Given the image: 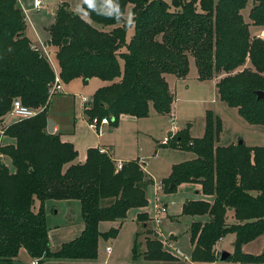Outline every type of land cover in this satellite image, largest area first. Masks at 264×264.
I'll list each match as a JSON object with an SVG mask.
<instances>
[{
  "label": "trees",
  "instance_id": "trees-1",
  "mask_svg": "<svg viewBox=\"0 0 264 264\" xmlns=\"http://www.w3.org/2000/svg\"><path fill=\"white\" fill-rule=\"evenodd\" d=\"M249 1L173 0L172 9L165 0H85L83 8L91 21L61 3L49 42L63 82L78 77L86 83L93 77L108 82L95 91L86 108L90 120L108 117L117 126L122 114L149 116L151 105L160 114L172 113L176 97L166 76L186 78L194 57L200 80L217 79L222 101L249 123L264 125V100L256 94L264 91V37L250 30L251 24L264 26V0H253L251 23L242 12ZM128 5L131 19L125 17ZM108 26L111 29H104ZM132 26L134 34L128 40ZM25 30L18 0H0V118L17 97L39 109L7 125L5 135L15 142L0 146L13 166L0 158V264H22L21 248L38 258V264L95 261L99 238H116L119 233L114 227L101 232L100 222L123 220L131 208L147 206L146 187L153 180L138 159L118 169L113 156L98 147L89 148L86 160L77 163L74 144L63 141L60 133L48 132L54 69L33 48ZM222 128L221 118L207 110L201 137H192L188 125L166 142L196 156L172 166L163 179L164 189L174 191L181 183L193 182L202 185L205 195L214 196L212 202L187 200L183 205L182 214H209L208 221L191 224V261L185 263L166 250L158 234L151 239L154 232L149 228L143 254L137 250L138 236L135 240V261L142 255L164 264H220L214 245L234 233L235 250L227 261L264 263V251L251 254L242 249L264 234V145L250 146L244 140L222 145ZM52 199L78 200L85 224L79 236L58 250L51 247L45 209ZM229 210H234L233 223L227 222ZM138 220L147 226L149 216L141 212Z\"/></svg>",
  "mask_w": 264,
  "mask_h": 264
},
{
  "label": "rangeland",
  "instance_id": "rangeland-1",
  "mask_svg": "<svg viewBox=\"0 0 264 264\" xmlns=\"http://www.w3.org/2000/svg\"><path fill=\"white\" fill-rule=\"evenodd\" d=\"M165 1L172 7V9H175L173 7V0ZM253 3L254 1L250 0L246 8L242 11L245 20L250 23L251 21L249 18V12L253 6ZM125 17L127 19L132 17L131 6L127 8ZM129 30L128 37L133 36L134 27H130ZM250 30L252 35L264 37V26H256L251 24ZM48 48L50 49V47ZM189 67V76L194 81V85L192 89L186 92L187 98L190 96L189 100H186L187 98L185 99L184 97V101L182 100L181 103V98L177 100L175 105L177 108V118L170 120L173 124L172 129H169L167 132H165L164 129L161 132L157 130L154 137L151 138L148 134H144L142 132L138 133L134 128V125L128 123H122L119 132L110 133L107 131V127L103 128V140L110 139L111 137L115 138L117 146H119V152H122L121 149H123V152H126L129 155L133 151V157L130 159L135 160L140 157L142 165L147 169V171H149L155 180V184H148L146 187L148 205L145 206L144 212L147 214L149 213L147 226H144L143 222L138 220L139 211L135 207L131 208V211L129 210L128 216L123 220L101 221L99 224V230L101 232L108 231L114 227L119 228V233L116 238L105 239L102 236L99 238L98 258L96 259V263L95 261H89L85 259H64L65 262H70L73 264H104L105 260H107L110 264H164L160 261L144 260L142 255L136 261L133 259V247L137 236L138 253L143 254L146 249V240L148 235L146 231L147 228L154 232V234L149 235L151 239H154L156 237L155 234H158V237L162 240L166 250L175 255L178 259L181 257L180 259L183 262H190L192 253L190 234L191 224L194 221H201L203 223L208 221L209 214H182L183 205L187 200H191L195 196L201 198V194L196 195L191 184L188 182L179 184L174 191H167L164 188L158 189L157 185L160 183L163 184V179L170 175L171 166L173 163H179L182 160L185 161V159L187 160V158H191V153L188 151L175 150L168 145H162V142L160 141L163 140L164 142V139L168 137L170 132H174L176 127L183 129L190 124H192L190 129L191 133L196 137L202 136L205 129V116L207 110H212V112L215 115H218L222 120L223 128L219 140L220 144L228 145L232 142L237 143L240 139H243L247 145L262 146L264 145V125L249 123L242 117V115H240L237 108L231 107L225 102L221 101L217 94L216 87L212 85V82H203L201 85L203 86L202 88L204 90L195 87L197 83L195 82L197 81L195 77L197 76L198 69L194 57H190ZM171 77L174 78L175 76L173 74H169L168 78L170 80L172 79ZM99 82V78L96 77L92 78L87 83L81 78H77L67 85H65V82H63V91L56 93L49 99L51 113H53V110H57L59 115L62 113L63 120L65 119L64 124L66 125V128L70 129V97H75L74 111L78 116V109L80 108L82 102L80 99L85 96H89L88 100H91L93 98L94 92L97 90V87L95 86L98 85ZM74 94L76 96H74ZM6 115L7 121H12L15 119L14 117L9 116V112ZM6 115L1 117L0 120H2ZM87 117L89 116L87 115L86 118ZM89 121L90 120L88 119L87 122ZM165 121L168 122V117L165 118ZM80 123L81 120H79V124ZM157 126L158 124H156V128ZM88 127L89 126H87V124L86 126L82 127L81 133L78 136L79 138H82L83 141L91 138V135L97 131V129H94L95 131L92 132L91 130L93 129H89ZM175 134H177V132L173 135ZM173 135L169 137V142L173 138ZM126 146L130 147V150H128ZM120 154L121 155L117 154V156L124 155V153ZM4 159L5 157L2 160ZM163 205H167V213L161 214V221L158 223L155 217L160 212L158 208L162 207ZM47 206V219L48 225L50 227L54 224L65 226L67 223H74L76 220L82 218L80 202L78 200L52 199L48 200ZM168 215L170 217H168ZM233 216L234 213H228L230 223L235 221V219L233 221ZM67 236L69 235H66V237ZM172 236L178 237L177 241L173 242V240H171ZM235 241L236 235L231 233L227 235V237H225L222 242H220V245L217 246V244H215L214 249L219 253L225 250L233 253L235 250ZM107 247L111 248L110 252L106 250ZM242 249L245 253H262L264 251V234L259 235L256 239L244 244ZM219 253H217V255H219ZM220 264H230V262L223 261Z\"/></svg>",
  "mask_w": 264,
  "mask_h": 264
},
{
  "label": "crops",
  "instance_id": "crops-1",
  "mask_svg": "<svg viewBox=\"0 0 264 264\" xmlns=\"http://www.w3.org/2000/svg\"><path fill=\"white\" fill-rule=\"evenodd\" d=\"M35 1L36 0H18L20 7L23 9V12L25 14V20H26L25 34L30 39V41L33 43L34 46L40 48V47H42V44H44V45H48V47H50V49L53 52L54 65L56 66L57 69H59L58 61H57V58H56L55 53H54L55 47L53 45H51L49 42L50 38H51V34H50L49 29H50V26L55 22L56 9H57L59 4L67 3L69 5V8L73 12L78 13L87 21H91L89 15L86 13V11L83 8V3L85 0H41L43 2V5L40 9L35 7ZM129 6H131V8H132V5H128V7ZM104 29L109 30V29H111V27L108 26V27H105ZM129 31L130 30H128V32H127V39L128 40L132 37V36L128 37ZM78 78H81V77H78ZM96 78H98V77H96ZM166 78L169 82L171 89L175 92V97H176L174 105H173L172 113L160 114V113L156 112L154 107L151 105L149 116L143 117V118H138V117H135V116H132L129 114H122L119 118V122H118L117 126H113L110 122L108 124L102 125V133H98L92 127L90 128L89 122H87L89 117H87L88 119L86 118V116H87L86 106L89 105L90 101L92 100V99L88 100L89 96L88 97L85 96L82 99H80L82 102H81L80 108L78 109V116H77L76 112L74 111L75 97H73V96L70 97V116H69L70 117V119H69L70 129L66 128V125L64 124L65 119L63 120L62 113L59 112L60 113V115H59L57 110H53V113H51L50 104H49L48 105V113H49V117L55 121V132L60 133V137L63 141H69V142L73 143L75 148L78 150V157L76 158L75 162H77V163L78 162H81V163L84 162L86 160V157H87V150L91 147H98L100 149L101 148L107 149L108 153L113 156L116 163H117V161L125 162L128 160H131L130 158L133 157L132 149H131V151H132L131 154L128 155L126 152H123L124 151L123 149H121L122 152L121 151L119 152V148H118L119 146H117L115 138L111 137L110 139L103 140V137H104V131H103L104 129L103 128H105V127H107L108 132L114 133V132L120 131V127H121L122 123H128V124L134 125V128L137 130L138 133L142 132L144 134H148L151 138L154 137L157 130L159 132H161L164 129V131L167 132L169 129H172L173 124L170 120L177 118V111H176L177 108L175 107L177 100L179 98H181L180 99V103H181V101L183 100V97L185 99L187 98L186 92L193 88L194 81L190 78L189 73H188L186 78H178L175 76L174 78L171 77L172 79L170 80L168 78V75L166 76ZM195 78L197 80V81H195V82H197L195 87L204 90L202 88L203 86L201 84L203 82H212V85L216 87L217 94L219 96L218 89H217V79L200 80L198 78V71H197V76ZM75 79H77V78H75ZM91 79L92 78H90L89 81ZM99 80H100L99 84L95 86V87H97V89L108 83L107 81H105L101 78H99ZM72 81H70L69 83H71ZM69 83H65V85H67ZM63 89H64V87H63ZM179 95H182V96H179ZM74 96H76V95L74 94ZM189 99H190V96L186 100H189ZM9 116H11V115L9 114ZM6 117H7V115L2 119V122L5 125H9L13 121H15V119H13L12 121H7ZM166 117H168V122L165 121ZM162 118H164V119H162ZM79 120H81L80 124H79ZM153 120H156L157 122L153 121ZM86 124H87V126H89L88 127L89 129H93V130H91L92 132H94V131L95 132L91 135V138H89V139L87 138L88 140L83 141L82 138H79L78 136L81 133L82 127L86 126ZM156 124H158L157 128H156ZM205 124H206V116H205ZM191 127H192V124H190V129H191ZM180 129H182V128L176 127L175 131L171 132V134H169L168 137H170L174 133L178 132ZM204 132H205V129H204ZM204 132H203V134H204ZM190 134L192 137H196L191 133V130H190ZM199 137H201V136H199ZM0 142H1V145L2 144L3 145L13 144L15 142V140L13 138H10V137L4 135L1 137ZM160 142H162V145H165V146L167 145V143L163 142V140ZM232 143H234V142H232ZM222 145H225V144H222ZM126 147L128 150H130V147H128V146H126ZM171 148H173V147H171ZM173 149L179 150V151H184V149H180V148H173ZM79 151H80V154H79ZM186 151H188V150H186ZM188 152L191 153V158H187V160L193 159L196 156L194 154V152H192V151H188ZM120 153H124V155L122 154L123 156H117V154L121 155ZM4 157H5L4 161L10 166V168L13 169V166L11 164V159L7 156H4V155L1 156V159H3ZM140 159L141 158L138 157V160L142 163V161ZM185 161H186V159H185ZM176 163H178V162H176ZM174 164L175 163H173L172 166ZM172 166H171V171H172ZM144 169H145L147 175L153 180L152 185L155 184L154 183L155 180L153 179V176L149 173V171H147V169L145 167H144ZM169 171H170V169H169ZM185 183H187V182H185ZM188 183L191 184L192 188L194 189V193L196 195L201 194V198H199L198 196H195L191 200L206 199V200H209L211 202L213 201L214 196L205 195L202 192V185L201 184L193 183V182H188ZM47 202L48 201H46V203H45V207H46V211H47L46 213H48ZM39 207H40V201L37 200L35 203V209L38 210ZM144 208L145 207L136 208L139 211L138 214L140 212H144L145 211ZM80 210H81V207H80ZM228 213H234V210H229ZM127 216H128V214H127ZM47 217H48V215H47ZM168 217H170V216L168 215ZM234 219L235 218L233 216V221H234ZM82 220H83L82 218L78 219L74 223L65 224V226H62L59 224H54L53 226L50 227L48 225L49 237H50V243H51L52 249L58 250L63 243L68 242V241L74 239L75 237L79 236L80 233L82 232V230L84 229V226H85V224L83 223L84 221L82 222ZM227 222L230 223V219L228 218V214H227ZM66 235H69V236L66 237ZM160 235H161V233H160ZM70 237H73V238H70ZM172 237L173 238H171V240H173V242L177 241L178 237H174V236H172ZM225 237H227V236H225ZM225 237L218 241L217 246L220 245V242H222L225 239ZM65 239H70V240H65ZM192 250H193V245H192ZM217 253H219V252L216 251V254ZM19 259L22 262V264H31V262L33 260V258L28 254V252L25 248L20 249ZM95 263H96V260H95ZM95 263H92V264H95ZM104 264H110V263L107 260H105Z\"/></svg>",
  "mask_w": 264,
  "mask_h": 264
},
{
  "label": "built area",
  "instance_id": "built-area-1",
  "mask_svg": "<svg viewBox=\"0 0 264 264\" xmlns=\"http://www.w3.org/2000/svg\"><path fill=\"white\" fill-rule=\"evenodd\" d=\"M43 5V2L41 0H36L35 1V7L36 8H41ZM33 48H35L36 50L40 51L50 62L51 66L54 69V80L52 82V84L50 85V89H49V99L55 95L58 92L63 91V80L60 74V70L56 68V66L54 65L53 62V52L51 49L48 48V45H44L42 44V47L38 48L36 46L33 45ZM86 108H90V105H87ZM39 111V109L37 108H33L31 106H28L26 104L23 103V101L20 98H14L13 103H12V107L9 111V114L14 117L17 120H21L24 118H28L31 117L33 115H35L37 112ZM110 122V119L108 117H93L90 121H89V125L90 127L97 129L98 133H102V125L104 124H108ZM7 127V125H5L2 120H0V139L2 136L5 135V128ZM169 137H166L164 139V142H168ZM0 146H1V142H0ZM101 152L104 153H108L107 149L101 148L100 149ZM3 154L0 153V158ZM123 161H117V167L118 169H121L123 166ZM164 185L162 183L158 184L157 187L158 189H163ZM159 209V214H157V216L155 217L156 221L159 223L161 221V214L163 213H167V206L163 205L162 207L158 208ZM108 252L111 251L110 247H107L106 249ZM31 264H38V258H33Z\"/></svg>",
  "mask_w": 264,
  "mask_h": 264
},
{
  "label": "water",
  "instance_id": "water-1",
  "mask_svg": "<svg viewBox=\"0 0 264 264\" xmlns=\"http://www.w3.org/2000/svg\"><path fill=\"white\" fill-rule=\"evenodd\" d=\"M257 94V99L258 100H264V91L263 90H258L256 91ZM47 130L49 133H54L55 132V121L52 118H48V127ZM171 134V132L169 133ZM243 139L239 140V143H242ZM214 254H216V251L214 252ZM231 252L229 251H222L221 253H219V261L223 262V261H227V259L231 256Z\"/></svg>",
  "mask_w": 264,
  "mask_h": 264
}]
</instances>
